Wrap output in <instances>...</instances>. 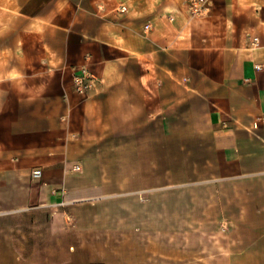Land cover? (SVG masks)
<instances>
[{
  "label": "crops",
  "instance_id": "crops-1",
  "mask_svg": "<svg viewBox=\"0 0 264 264\" xmlns=\"http://www.w3.org/2000/svg\"><path fill=\"white\" fill-rule=\"evenodd\" d=\"M263 115L264 0H0V264H264Z\"/></svg>",
  "mask_w": 264,
  "mask_h": 264
},
{
  "label": "built area",
  "instance_id": "built-area-1",
  "mask_svg": "<svg viewBox=\"0 0 264 264\" xmlns=\"http://www.w3.org/2000/svg\"><path fill=\"white\" fill-rule=\"evenodd\" d=\"M213 0H186V12L188 14L189 19H201L205 17L212 7ZM120 11H124V7H120ZM151 29L150 25H144L143 30L145 33L149 32ZM258 43L257 37H252L250 39V45L253 49ZM262 69V65H254L255 71H260ZM73 81V89L75 93L79 95H86L94 86L95 78L90 73L85 65L81 66L78 70H76L72 76ZM257 123L264 125V115L257 119ZM256 127V124H255ZM78 170V167L74 168ZM41 176L40 170H33L31 172L32 179H38Z\"/></svg>",
  "mask_w": 264,
  "mask_h": 264
},
{
  "label": "rangeland",
  "instance_id": "rangeland-1",
  "mask_svg": "<svg viewBox=\"0 0 264 264\" xmlns=\"http://www.w3.org/2000/svg\"><path fill=\"white\" fill-rule=\"evenodd\" d=\"M3 137H4V131L0 129V144L3 141Z\"/></svg>",
  "mask_w": 264,
  "mask_h": 264
}]
</instances>
